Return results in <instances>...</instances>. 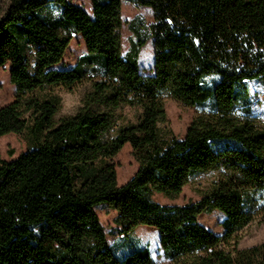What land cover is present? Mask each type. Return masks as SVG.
Returning a JSON list of instances; mask_svg holds the SVG:
<instances>
[{"label":"trees","instance_id":"obj_1","mask_svg":"<svg viewBox=\"0 0 264 264\" xmlns=\"http://www.w3.org/2000/svg\"><path fill=\"white\" fill-rule=\"evenodd\" d=\"M0 0V67L9 63L13 100L0 106V136L28 133L33 147L0 156V264H157L145 246L119 256L95 206L117 211L122 242L137 225L154 227L169 264H264V241L240 248L237 230L264 222V125L241 118L247 82L264 84V0H129L153 22L132 18L122 47L121 0ZM61 6L56 15L45 5ZM88 53L71 69L61 61L72 34ZM152 39L144 73L139 49ZM92 81L73 115L56 118L46 86ZM165 97L209 104L177 138ZM136 109L133 121L117 111ZM129 144L135 174L117 182L113 157ZM215 172L197 201L164 205L197 175ZM219 210L224 234L199 221ZM131 246V245H130Z\"/></svg>","mask_w":264,"mask_h":264},{"label":"rangeland","instance_id":"obj_2","mask_svg":"<svg viewBox=\"0 0 264 264\" xmlns=\"http://www.w3.org/2000/svg\"><path fill=\"white\" fill-rule=\"evenodd\" d=\"M77 5L82 6L87 11H92V5L89 0H67ZM121 18L124 23L121 29L122 47L126 50L130 40L134 34L128 29V22L132 18L142 19L146 24L153 22L154 18L150 7L141 6L133 1L121 0ZM61 12V6L55 2H49L43 9V14L56 16ZM138 65L141 70L146 73L153 66V48L152 39L139 49ZM84 41L79 34L73 33L71 41L65 50V54L60 62L55 67L60 69H71L78 60L86 56ZM9 63H5L0 67V106L9 104L14 97L15 85L9 80ZM101 80V77L92 71H88L87 75L72 86L56 84L46 86L39 92V95L53 96L58 98V110L56 118L73 115L80 107L83 94L90 88L92 81ZM247 96L242 100L238 107L237 114L242 118L248 119L254 123L264 125V84L259 80H251L247 82ZM209 104L203 106H190L183 103L181 100H176L171 97H165L164 108L167 113V125L172 129L173 134L177 138H181L190 121L197 115L206 114L209 112ZM121 113L123 121H133L136 116V109H131L127 106L117 111ZM33 147V143L29 138L28 133H9L0 136V156L5 160H12L19 154L26 152ZM131 146L124 145L120 151L113 157L116 165L117 182L119 185L130 179L136 171L137 161L132 156ZM216 173L207 172L197 175L187 184L183 186L182 192L175 198L164 197L162 194L155 193L154 199L164 205L178 204L183 205L188 201H197L200 198L199 192L209 187L208 185L215 179ZM95 210L101 221L105 234L108 237L110 244L119 256L130 251L132 248L145 246L150 251V255L157 264H169L163 255L159 243L158 231L153 227L146 225H137L129 233V241L122 242L123 235H120L121 227L117 224L115 218L117 211L109 207L107 204H97ZM199 221L212 232L224 234V219L225 216L217 209L210 213H200ZM237 245L240 248L257 245L264 241V222L255 219L246 224L235 233ZM131 245V246H130Z\"/></svg>","mask_w":264,"mask_h":264},{"label":"crops","instance_id":"obj_3","mask_svg":"<svg viewBox=\"0 0 264 264\" xmlns=\"http://www.w3.org/2000/svg\"><path fill=\"white\" fill-rule=\"evenodd\" d=\"M55 66H56V65H55ZM55 66H54V67H55Z\"/></svg>","mask_w":264,"mask_h":264}]
</instances>
